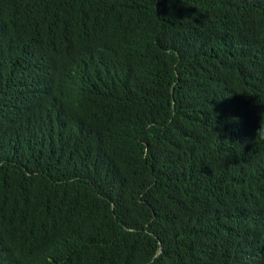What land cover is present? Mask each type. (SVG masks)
Wrapping results in <instances>:
<instances>
[{"label":"trees","instance_id":"trees-1","mask_svg":"<svg viewBox=\"0 0 264 264\" xmlns=\"http://www.w3.org/2000/svg\"><path fill=\"white\" fill-rule=\"evenodd\" d=\"M0 264H264V0H0Z\"/></svg>","mask_w":264,"mask_h":264}]
</instances>
